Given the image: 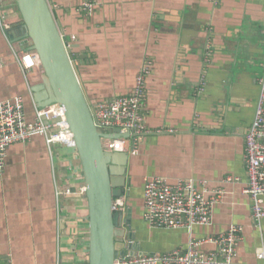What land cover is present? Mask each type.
<instances>
[{
	"label": "crops",
	"instance_id": "obj_1",
	"mask_svg": "<svg viewBox=\"0 0 264 264\" xmlns=\"http://www.w3.org/2000/svg\"><path fill=\"white\" fill-rule=\"evenodd\" d=\"M91 1L90 9L81 8ZM91 104L131 94L150 63L146 126L139 151L129 154L127 210L145 252L165 253L243 227L233 264H262L264 219L252 220L245 135L264 77V0H52ZM22 21L15 0H0V101L24 98L36 118L27 76L7 30ZM78 169V174L72 172ZM231 176L232 180L226 178ZM192 178L224 190L213 223L154 229L144 220L143 182ZM72 183L70 184V181ZM76 149L34 135L7 150L0 175V264H90L89 207ZM77 196V197H76ZM202 251L215 246L205 244Z\"/></svg>",
	"mask_w": 264,
	"mask_h": 264
},
{
	"label": "built area",
	"instance_id": "obj_2",
	"mask_svg": "<svg viewBox=\"0 0 264 264\" xmlns=\"http://www.w3.org/2000/svg\"><path fill=\"white\" fill-rule=\"evenodd\" d=\"M49 1L53 10L58 7L52 0ZM92 5L91 1H85L81 8L90 9ZM62 35L66 47L71 50L70 38L63 32ZM14 52L27 76L32 67L37 66V55L28 50ZM150 72L151 65L147 63L138 74L131 94L92 104V116L97 129L105 135H119L116 138L102 137L105 151L129 154L139 151L140 142L149 132L145 108L148 97L147 77ZM259 82L262 86L261 97L255 119L245 135L247 186L244 189L252 200V220L257 225L264 219V77ZM59 117L60 121L53 122ZM53 128L56 130L52 131ZM37 134L46 136L49 144L61 143L76 148L73 133L60 106L37 108L36 118L31 121L28 120L23 97L0 101V175L5 170L8 148L15 143L26 142ZM226 180H232L231 176ZM70 192V189L59 190V193L68 197L72 194ZM80 192L86 194V187L82 186ZM224 193V190L212 192L206 182L197 183L192 178L170 182L164 177H146L143 182L144 220L151 228L162 230L188 229L191 232L195 226H209L213 223L214 207L222 201ZM126 203V195L116 198L113 210L126 212ZM242 240L243 227L240 225H233L226 232L201 239L191 236L186 248L165 253L145 252L139 248L137 240H132L136 255L130 251L119 255L114 264H233ZM205 244L213 245L215 249L202 251L200 246ZM257 257L264 264V249L257 252Z\"/></svg>",
	"mask_w": 264,
	"mask_h": 264
},
{
	"label": "water",
	"instance_id": "obj_3",
	"mask_svg": "<svg viewBox=\"0 0 264 264\" xmlns=\"http://www.w3.org/2000/svg\"><path fill=\"white\" fill-rule=\"evenodd\" d=\"M15 1L22 21L18 28L7 30L9 40L16 52L38 53L41 60V66L32 67L27 74L33 100L39 109L60 106L73 133L89 207L90 264H114L119 255L129 251L136 255L131 243L137 240L132 209L113 210L116 198L131 194L127 190L131 182L129 153L104 150L102 137L119 135H105L95 126L92 104L50 1Z\"/></svg>",
	"mask_w": 264,
	"mask_h": 264
},
{
	"label": "rangeland",
	"instance_id": "obj_4",
	"mask_svg": "<svg viewBox=\"0 0 264 264\" xmlns=\"http://www.w3.org/2000/svg\"><path fill=\"white\" fill-rule=\"evenodd\" d=\"M55 130H56V128H53V129H52V131H55ZM60 144H61V143H60ZM74 149H76V148H74ZM77 172H78V169H76V171L74 170L73 172H72V170H71V173H70L71 175H70V177H72V175L78 174ZM78 176H79V174H78ZM71 183H72V180L70 181V184H71ZM81 188H82V186L78 188L79 190H77V189H73V188H70V187L67 188V189H70V190H71L70 193H72V194L70 195V197H73V196H75V195H77V194L80 195V193H81V192H80ZM76 197H77V196H76Z\"/></svg>",
	"mask_w": 264,
	"mask_h": 264
},
{
	"label": "bare ground",
	"instance_id": "obj_5",
	"mask_svg": "<svg viewBox=\"0 0 264 264\" xmlns=\"http://www.w3.org/2000/svg\"><path fill=\"white\" fill-rule=\"evenodd\" d=\"M36 55H37V62H35V63L37 64L38 67H40L41 66V60H40V57H39L38 53H36Z\"/></svg>",
	"mask_w": 264,
	"mask_h": 264
}]
</instances>
